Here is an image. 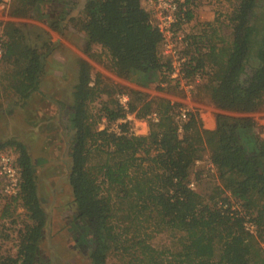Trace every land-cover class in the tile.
Segmentation results:
<instances>
[{"label": "trees", "instance_id": "trees-1", "mask_svg": "<svg viewBox=\"0 0 264 264\" xmlns=\"http://www.w3.org/2000/svg\"><path fill=\"white\" fill-rule=\"evenodd\" d=\"M51 1L13 0L10 14L28 18L38 13L41 17ZM190 1L179 7L178 22L192 18ZM62 14L50 17L49 28L60 32L64 23L83 32L86 49L100 46L118 77L136 75L137 82L146 86L170 71L169 60L161 54V35L140 0H87L80 14ZM8 25L12 29L3 32L2 58L23 66L6 71L5 82L18 99L26 100L38 90L53 43L39 28L23 31L20 25ZM228 25L229 41L222 39L218 46L209 40L204 52L194 48L186 62L188 78L204 75L216 108L239 114L217 113L211 130L202 128L192 112L178 123L175 116L180 104L165 98L146 100L136 90L130 92L142 105L137 110L130 105L129 111L136 110L138 117L151 112L157 115V121L149 123L148 133L98 129L88 106L101 94H108L109 87L99 74L92 83L90 64L77 60L71 93L68 183L78 216L92 238L87 264H107L114 251L131 255L126 264H264L261 248L244 230V216L222 208L227 200L222 191L227 190L253 216L264 240V139L246 115L264 107V0H238L228 15ZM202 37L194 36L193 43ZM205 65L209 70H204ZM99 111V118L107 122L125 115L117 100L102 104ZM5 146H14L17 152L20 179L18 192L10 198L19 201L30 222L19 233L15 255L0 257V264H39L46 214L35 168L23 143L7 139L0 143V148ZM205 151L222 186H215L210 195L189 185L191 169ZM115 207H123L128 217L143 216L144 221L153 217L156 227L178 235V249L164 252L143 238H131L127 227H118Z\"/></svg>", "mask_w": 264, "mask_h": 264}, {"label": "rangeland", "instance_id": "rangeland-1", "mask_svg": "<svg viewBox=\"0 0 264 264\" xmlns=\"http://www.w3.org/2000/svg\"><path fill=\"white\" fill-rule=\"evenodd\" d=\"M86 1L52 0L51 4L45 7L47 14L40 17L36 13L28 18L10 14L13 0H3L0 4L2 34L6 28L12 29V26L8 25L10 22L15 26L20 25L23 31L33 30V27H36L35 30L39 28L47 33L53 43L50 53L45 57L38 90L26 100L18 99L5 82L6 71H18L23 64L0 59V143L15 139L23 143L29 151L35 168L41 205L46 214L40 240L39 264H87V253L92 248L89 229L84 219L78 216L68 183V145L73 135L70 125L73 104L71 93L76 78L77 60L84 59L90 64L92 83L99 74L103 83L109 87L108 94H101L88 106L92 118L97 120L98 129L106 128L118 134L125 131L134 135L148 133L149 123L156 122L157 115L151 112L145 117H138L136 110L142 104L136 101L130 90L142 92L146 100L165 98L180 104L175 116L178 123L186 119L180 112H185L186 115L192 112L204 129L211 130L215 127V115L219 112L239 115L221 111L211 103L204 75L196 74L191 78L186 76L189 52H193L196 47L204 52L209 40L218 46L222 44V39L230 40L228 15L238 0H191L188 8L192 18L189 21L177 20L174 24L172 41L176 53L164 54L161 48V54L170 62V71L158 75L146 86L137 82L136 75L130 79L115 75L109 67L107 54L100 46L92 45L89 50L86 49L83 32L65 27L64 23L60 25V32L49 28L48 20L53 14L57 13L58 17L63 15L62 13L69 16L78 15L84 10ZM194 36L203 37L195 44ZM173 64L178 69L176 75L173 74ZM204 70H209V67L205 65ZM122 96L126 97V106L121 104ZM112 100H117L125 115L113 122H107L104 117L99 118V110L102 104ZM130 105H134L136 110L129 111ZM246 115L254 120L255 131L264 139V107ZM123 124H126L125 128ZM1 153L12 157L18 171L14 146L0 148ZM190 182L191 188L204 195L212 194L215 186L222 187L216 168L208 159L207 151L193 165ZM222 195L227 196L222 208L240 212L244 216V230L254 238L264 255V240L253 216L243 209L240 202L233 199L227 190L222 191ZM12 196L14 195L3 190L0 178V257L15 255L19 233L24 225L30 222L25 209L19 201L12 200ZM228 205L230 207H227ZM115 208L118 227H127V234L131 238H143L154 249L164 252L178 249V235L156 227L153 217L144 221L143 216L136 218L130 214L128 217L123 207ZM130 258V254L114 251L108 255L107 264H126Z\"/></svg>", "mask_w": 264, "mask_h": 264}, {"label": "built area", "instance_id": "built-area-1", "mask_svg": "<svg viewBox=\"0 0 264 264\" xmlns=\"http://www.w3.org/2000/svg\"><path fill=\"white\" fill-rule=\"evenodd\" d=\"M142 6L149 11L151 20L162 39V49L164 54L174 55L176 49L174 42V24L177 21L178 11L185 0H140ZM4 36L0 31V59L2 58L4 48ZM178 69L173 64V74H177ZM121 104L126 106V97L122 96ZM186 116V113L180 112ZM0 178L3 182V190L11 195H16L19 189V173L14 166V160L6 153L0 154ZM192 186V184H190ZM245 223V222H244Z\"/></svg>", "mask_w": 264, "mask_h": 264}]
</instances>
